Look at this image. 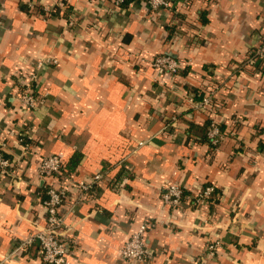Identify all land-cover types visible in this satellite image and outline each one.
I'll return each instance as SVG.
<instances>
[{"label": "crops", "instance_id": "obj_1", "mask_svg": "<svg viewBox=\"0 0 264 264\" xmlns=\"http://www.w3.org/2000/svg\"><path fill=\"white\" fill-rule=\"evenodd\" d=\"M263 40L264 0H0V137L14 166L0 175V264H43L25 240L45 225L49 184L67 191L66 264H134L119 250L144 222L148 264H264V69L242 66ZM161 54L178 76L157 74ZM29 86L34 109L20 101ZM212 89L217 145L196 105ZM52 155L62 168L46 180ZM170 184L186 193L176 209L162 201ZM209 186L214 198L195 203Z\"/></svg>", "mask_w": 264, "mask_h": 264}, {"label": "built area", "instance_id": "obj_2", "mask_svg": "<svg viewBox=\"0 0 264 264\" xmlns=\"http://www.w3.org/2000/svg\"><path fill=\"white\" fill-rule=\"evenodd\" d=\"M119 7L123 0H112ZM152 10L169 9L172 7V0H142ZM258 61H264V40L260 42L254 49L253 54L248 56L244 61L247 65H256ZM152 67L155 68L159 76L170 75L176 77L181 71V66L176 57L171 54H161L156 56L151 61ZM242 66L237 67L241 69ZM238 69V70H239ZM217 89V88H215ZM212 89L196 104L198 109L205 110L211 117V123L208 128L207 137L211 142L217 145L222 139L221 123L222 118L217 112V105L214 99V91ZM38 95L32 87H27L20 96L22 106L28 109L36 107ZM22 144V139H19ZM7 142L0 137V175H10L13 169L12 161L7 157L6 149ZM26 151L28 145L23 146ZM63 159L59 155L48 156L42 160L39 166V175L48 180L58 174L62 168ZM101 174H97L90 182H81L79 188V196L82 198L87 192L92 190L96 183L102 179ZM215 189L212 186L201 190L195 203L201 204L207 202L214 193ZM184 189L176 184H170L166 187L162 195L164 204L176 209L181 206L183 200ZM67 197L65 188H59L54 185H48L46 198L43 202L45 210V225L40 230L31 234L26 245H31L35 242L39 244L43 264H66L68 256L67 247V231L66 219L62 213V206ZM148 230L147 222L140 225L125 244L119 250V256L123 261L134 264H148L150 261V251L146 244V234ZM214 246L209 247V252L213 254Z\"/></svg>", "mask_w": 264, "mask_h": 264}, {"label": "trees", "instance_id": "obj_3", "mask_svg": "<svg viewBox=\"0 0 264 264\" xmlns=\"http://www.w3.org/2000/svg\"><path fill=\"white\" fill-rule=\"evenodd\" d=\"M128 2H129V0H123L121 6L127 5ZM252 54H253V50H252V52H250L249 55H252ZM257 65H258L259 67H261V68L264 69V61H258ZM258 66H257V67H258ZM201 99H202V97H201ZM209 125H210V122H208L207 126H209ZM207 132H208V129H207V131H204V132H203V133H204V137H206L205 139H208L207 136H206V135H207ZM21 139H22V141H23L24 144H27V143H28V141H26L25 138H21ZM208 140H209V139H208ZM185 194H186V193H185V191H184V192H183V198H184ZM215 194H216V191H214L213 196L210 198V200L214 198V195H215Z\"/></svg>", "mask_w": 264, "mask_h": 264}]
</instances>
